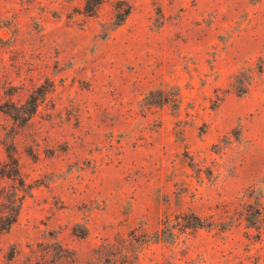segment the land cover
Here are the masks:
<instances>
[{
	"label": "rangeland",
	"instance_id": "rangeland-1",
	"mask_svg": "<svg viewBox=\"0 0 264 264\" xmlns=\"http://www.w3.org/2000/svg\"><path fill=\"white\" fill-rule=\"evenodd\" d=\"M259 199L264 0H0V264H264Z\"/></svg>",
	"mask_w": 264,
	"mask_h": 264
},
{
	"label": "trees",
	"instance_id": "trees-1",
	"mask_svg": "<svg viewBox=\"0 0 264 264\" xmlns=\"http://www.w3.org/2000/svg\"><path fill=\"white\" fill-rule=\"evenodd\" d=\"M99 1H101V0H99ZM92 8L93 7L89 8L87 10H91ZM262 72H263V68L261 66H259L257 71H256L257 76L260 77ZM240 73H242V71H240ZM253 78H254L253 73H246L245 76H242L241 78H239L241 86H243V88H245L244 89L245 91L239 90L241 94L244 95L247 93L248 87L251 85ZM29 97H30V100L32 102V105L34 103L38 102V98H39L38 96H32V94H30ZM24 116H25L24 114L20 115L21 118ZM242 207L244 210L241 212L239 211L238 216L246 222V227L247 228H254V229H257L258 231H260V229L262 228L263 232H264V207H263L261 200L259 199L254 204H251V205H245V203H243ZM247 208H250V210H246ZM14 221H15V216L9 218L7 220V222H5V226L0 227V229L7 228Z\"/></svg>",
	"mask_w": 264,
	"mask_h": 264
}]
</instances>
